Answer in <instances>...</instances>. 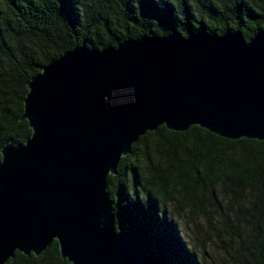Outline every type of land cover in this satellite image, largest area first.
<instances>
[{
	"label": "water",
	"instance_id": "95a60500",
	"mask_svg": "<svg viewBox=\"0 0 264 264\" xmlns=\"http://www.w3.org/2000/svg\"><path fill=\"white\" fill-rule=\"evenodd\" d=\"M31 136L0 160V264L57 240L71 264H147L116 229L107 177L148 131L264 141V35H143L77 46L27 84Z\"/></svg>",
	"mask_w": 264,
	"mask_h": 264
},
{
	"label": "trees",
	"instance_id": "16d2710c",
	"mask_svg": "<svg viewBox=\"0 0 264 264\" xmlns=\"http://www.w3.org/2000/svg\"><path fill=\"white\" fill-rule=\"evenodd\" d=\"M227 32L245 40L264 35V0H0V160L6 143H24L32 134L21 119L28 82L67 51L143 35ZM107 191L116 229L147 264H200L181 231L184 213L209 226L203 252L218 218L225 235L217 238L239 242L252 264H264V141L231 140L196 125L184 132L160 126L122 157ZM236 203L246 204L244 227L224 210ZM5 264L71 263L54 240L38 256L17 251Z\"/></svg>",
	"mask_w": 264,
	"mask_h": 264
},
{
	"label": "rangeland",
	"instance_id": "374dc122",
	"mask_svg": "<svg viewBox=\"0 0 264 264\" xmlns=\"http://www.w3.org/2000/svg\"><path fill=\"white\" fill-rule=\"evenodd\" d=\"M224 210L227 213V218L232 224H236L240 227L245 226V221L243 220L246 217V204L237 205L233 204L227 206L224 204ZM173 208L169 207L168 213L171 214ZM236 217H239L237 221ZM218 219V218H217ZM217 219L213 221L212 224V233L210 234L209 239H206L204 248L206 252H203L202 243L206 238V230L208 229V224L206 220L200 217L189 216L187 213L183 214V220H179L181 231L184 234V237L188 243L189 248L195 253L200 264H241L242 262L250 261L252 264V255L248 251L245 254L240 253V244L239 242H234L232 245H228L226 239H223V242L217 236L225 235L224 227L218 223ZM238 231V230H236ZM248 229L242 230L243 236L246 235ZM236 238V237H235ZM239 238L237 237L236 240Z\"/></svg>",
	"mask_w": 264,
	"mask_h": 264
}]
</instances>
